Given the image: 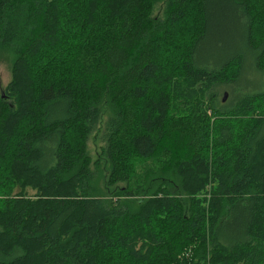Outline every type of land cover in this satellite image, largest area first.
I'll list each match as a JSON object with an SVG mask.
<instances>
[{"label":"trees","instance_id":"obj_1","mask_svg":"<svg viewBox=\"0 0 264 264\" xmlns=\"http://www.w3.org/2000/svg\"><path fill=\"white\" fill-rule=\"evenodd\" d=\"M0 50V264H264V0H0Z\"/></svg>","mask_w":264,"mask_h":264},{"label":"rangeland","instance_id":"obj_2","mask_svg":"<svg viewBox=\"0 0 264 264\" xmlns=\"http://www.w3.org/2000/svg\"><path fill=\"white\" fill-rule=\"evenodd\" d=\"M13 55L10 51L0 50V90L4 91L7 85L12 80V66H13ZM106 117L103 119L105 124ZM103 127L92 136L89 142L90 154L94 160L100 158L101 147L105 145L103 140ZM234 226L232 225L231 228Z\"/></svg>","mask_w":264,"mask_h":264},{"label":"water","instance_id":"obj_3","mask_svg":"<svg viewBox=\"0 0 264 264\" xmlns=\"http://www.w3.org/2000/svg\"><path fill=\"white\" fill-rule=\"evenodd\" d=\"M224 100H226V98Z\"/></svg>","mask_w":264,"mask_h":264}]
</instances>
